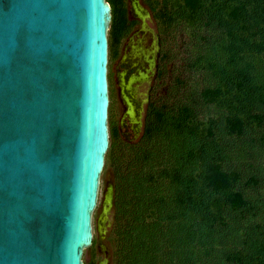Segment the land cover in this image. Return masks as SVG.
I'll return each mask as SVG.
<instances>
[{
  "label": "water",
  "instance_id": "water-1",
  "mask_svg": "<svg viewBox=\"0 0 264 264\" xmlns=\"http://www.w3.org/2000/svg\"><path fill=\"white\" fill-rule=\"evenodd\" d=\"M109 0H0V264H84L110 146Z\"/></svg>",
  "mask_w": 264,
  "mask_h": 264
},
{
  "label": "trees",
  "instance_id": "trees-1",
  "mask_svg": "<svg viewBox=\"0 0 264 264\" xmlns=\"http://www.w3.org/2000/svg\"><path fill=\"white\" fill-rule=\"evenodd\" d=\"M109 1L113 13L109 50L116 53L128 30L127 8L125 0ZM149 1L160 18L159 77L164 74L167 58L165 32L173 24L186 21L219 31L208 42L204 57L217 84L214 88L204 87L200 95L226 113L217 125L214 118L201 120L189 104L178 106L176 111L165 110L162 104L157 108L152 90L148 113L156 114L157 126L147 127V133L155 128L166 133L172 129L193 138L196 145L179 154L182 165L163 173L166 180L162 174H149L139 183L146 184L149 194L144 190L136 194L139 201L132 214L138 219L144 217L133 248L134 262L129 260L128 264L146 259L139 255H145L143 249L150 242L151 230L164 226L162 220L180 225L179 229H168L165 239L167 248L177 250L180 258L176 264H264V202L253 196L262 185L261 179L243 167L248 154H243L237 143H224L217 131L224 129L228 137L238 139L246 129L264 123V0H165L163 9ZM202 59L200 53L198 63ZM117 131L111 125L112 136ZM259 142L264 146V135ZM182 160L191 162V167L183 166ZM152 209L162 220L158 215L155 218ZM147 213L150 222L145 220Z\"/></svg>",
  "mask_w": 264,
  "mask_h": 264
},
{
  "label": "rangeland",
  "instance_id": "rangeland-1",
  "mask_svg": "<svg viewBox=\"0 0 264 264\" xmlns=\"http://www.w3.org/2000/svg\"><path fill=\"white\" fill-rule=\"evenodd\" d=\"M153 2L156 8H164L165 0ZM126 4L129 6V18L135 21V25L123 35L116 53L109 50L110 146L101 175L98 204L93 214L94 241L84 250V264H128L129 260L135 259L133 248L138 235H141L144 215L138 219L132 214V208L139 201L137 193L142 194L144 190L149 194L146 184L145 187L139 183L144 182L149 174H162L166 180L163 173L182 165L179 154L196 145L193 138L184 133L176 134L172 129L166 133L155 128L147 133V127L157 126L153 108V114L148 113L151 88L157 108L162 104L163 109L176 111L178 106L189 104L201 120L214 118L217 125H221V118L226 113L214 104L206 103L200 95L204 87L214 88L217 84L204 57L208 52V42L218 36L219 31L202 24L190 25L186 21L173 24L165 32L167 58L164 74L155 78L156 65L150 61H153L159 49L161 28L160 18L155 15L157 9L152 8L149 0H126ZM168 6H171L170 3ZM132 48L136 49L141 59L140 64L136 63L139 65L138 71L125 65L126 60L133 58ZM200 53L203 59L198 63ZM111 125L118 129L115 136H112ZM217 131L224 143H237L239 150L248 154L243 159V167L261 179L262 185L254 191L253 196L264 202V146L259 142L260 136L264 135V123L246 129L238 139L234 138L237 136L228 137L224 129ZM182 162L183 166L191 167V162ZM151 211L157 218L158 212L155 209ZM158 216L159 221L162 220L160 214ZM150 218L151 215L147 213L145 220L150 222ZM162 222L164 226L152 228L150 242L144 245L145 255H139L146 259H140L137 264H176L179 261L177 250L167 248L165 239L168 229L176 230L180 225L178 222Z\"/></svg>",
  "mask_w": 264,
  "mask_h": 264
},
{
  "label": "flooded vegetation",
  "instance_id": "flooded-vegetation-1",
  "mask_svg": "<svg viewBox=\"0 0 264 264\" xmlns=\"http://www.w3.org/2000/svg\"><path fill=\"white\" fill-rule=\"evenodd\" d=\"M126 8H127V16H128V24H129L128 25V29L129 30L127 32H129L132 29V27L135 25V21L133 19H130L129 18V6L127 4H126ZM160 34L158 35V46H159V49H158L157 55L155 57L153 56V61H150V63L151 62H154V64L156 65V72H155L156 75H155V78L160 75V69L162 68V66L160 64L161 63V56H162V46H161V41H162L161 38L162 37H161ZM118 49H119V46L117 47V51H118ZM132 50H133V53H132L133 58H129L128 60H126L125 65L127 67H129V69H136L138 71L139 65L136 64V63H139L140 64L141 59H140L139 55L137 54L136 49H133L132 48ZM151 91H152V88H151Z\"/></svg>",
  "mask_w": 264,
  "mask_h": 264
}]
</instances>
